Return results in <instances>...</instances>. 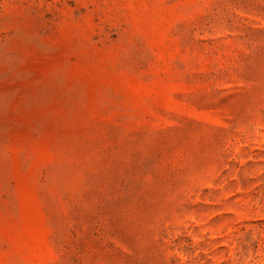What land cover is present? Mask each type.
<instances>
[{"label": "rangeland", "instance_id": "obj_1", "mask_svg": "<svg viewBox=\"0 0 264 264\" xmlns=\"http://www.w3.org/2000/svg\"><path fill=\"white\" fill-rule=\"evenodd\" d=\"M0 264H264V0H0Z\"/></svg>", "mask_w": 264, "mask_h": 264}]
</instances>
